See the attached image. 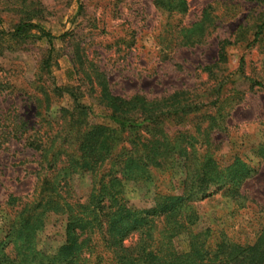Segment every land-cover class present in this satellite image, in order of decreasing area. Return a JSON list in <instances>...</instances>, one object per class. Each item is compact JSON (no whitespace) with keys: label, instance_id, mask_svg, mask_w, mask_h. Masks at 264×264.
Segmentation results:
<instances>
[{"label":"rangeland","instance_id":"1","mask_svg":"<svg viewBox=\"0 0 264 264\" xmlns=\"http://www.w3.org/2000/svg\"><path fill=\"white\" fill-rule=\"evenodd\" d=\"M186 1L187 11L172 15L155 7L153 0H0V240L17 210L9 198L25 201L44 177L34 146L53 137L56 147L66 141L65 146L73 150L77 131L92 125L112 126L106 117L109 110L99 100L105 82L113 96L123 99L141 96L151 101L188 93L204 102L213 100L216 82L204 69L215 62L218 43L232 37L239 24L247 26L249 37L264 5L245 0ZM209 5L214 8L213 24L204 30L209 34L200 44L176 45L178 31H191ZM21 23H31L55 39L48 43L37 30L30 31L28 38H14L11 34ZM50 50L47 73L43 62ZM226 54L227 64L215 71L218 78L235 72L242 58L244 75L263 87L249 91L245 82L237 81L243 99L229 109L226 130L214 135L215 157L226 164L234 154L245 156L256 172L241 186L245 196L241 209L217 192L192 204L191 210L197 215L198 229L228 224L237 232L239 226L242 239L251 240L258 225L250 220L264 208V165L252 153L264 144V50L257 44L249 49L243 44L228 47ZM56 89L74 92L85 110L78 114L73 99ZM230 94L228 90L225 95ZM206 115L214 112L203 109L179 121L167 119L163 125L168 134L176 135L193 130ZM167 173L178 188L181 168L175 165ZM90 181L87 173L76 175L71 185L75 196L85 199ZM124 187L128 205L145 209L151 204L153 185L126 182ZM231 217L232 223L227 222ZM37 238L40 251L52 252L63 241L62 218H47ZM174 243L179 251L187 249L183 236Z\"/></svg>","mask_w":264,"mask_h":264},{"label":"trees","instance_id":"2","mask_svg":"<svg viewBox=\"0 0 264 264\" xmlns=\"http://www.w3.org/2000/svg\"><path fill=\"white\" fill-rule=\"evenodd\" d=\"M245 1L264 5V0ZM153 5L172 15L187 11L186 0H153ZM213 11L212 5L207 6L191 31L180 29L176 45L200 44L209 34L204 30L213 24ZM247 29L239 24L232 37L220 41L215 62L204 69L216 82L213 100L204 102L188 93L187 97L177 93L151 101L141 96L123 99L113 96L105 82L99 100L109 110L106 117L112 126L99 124L77 131L73 150L65 146L66 141L56 147L53 137L36 144L38 167L44 177L25 201L9 198L17 210L6 237L0 240V264H264V208L258 218L250 220L258 225L251 240L242 239L239 226L237 232L228 224L198 229L197 215L191 210L192 204L217 192L241 209L245 201L241 186L256 172L245 156L234 154L226 164L217 160L218 146L213 139L226 130L229 109L243 99L237 81L245 82L249 91L263 87L244 75L242 58L235 72L220 78L215 72L227 64L226 49L230 46L244 44L249 49L257 44L264 50V12L249 37ZM32 30L40 32V38L48 43L55 39L31 23L17 25L11 36L25 39ZM51 51L43 62L47 73ZM228 90L231 94L226 96ZM55 91L68 94L78 114L85 110L71 90ZM203 109L212 110L214 115H206L193 130L176 135L166 132L165 120L179 121ZM16 136L17 132L12 134ZM252 153L264 165V144L254 147ZM175 165L182 170L178 188L167 173ZM86 173L91 188L84 199L75 196L71 185L76 175ZM126 182L153 185L147 208L128 205ZM50 216L62 218L63 241L47 253L37 248V234ZM182 236L187 241L185 251H179L174 243Z\"/></svg>","mask_w":264,"mask_h":264}]
</instances>
